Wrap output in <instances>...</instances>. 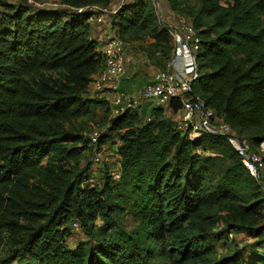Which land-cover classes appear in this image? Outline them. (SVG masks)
I'll return each instance as SVG.
<instances>
[{
  "label": "trees",
  "instance_id": "1",
  "mask_svg": "<svg viewBox=\"0 0 264 264\" xmlns=\"http://www.w3.org/2000/svg\"><path fill=\"white\" fill-rule=\"evenodd\" d=\"M59 1V8H39L0 0V247L9 250L0 264H264L256 252L214 258L213 243L229 232L264 235L262 186L226 135L191 139L177 130L166 107L180 112L178 98L147 116L131 109L113 115L108 99L90 93L105 61L92 38L95 12L78 8L117 6L111 23L126 48L151 38L150 54L165 69L171 26L153 0ZM167 1L201 38L190 94L257 151L264 141V0ZM96 106L105 118L94 144L92 128L76 121ZM107 143L119 155V179L108 163L93 171L94 150ZM93 175L99 185L89 183ZM128 204L138 228L115 232ZM215 210L227 212L216 232ZM73 225L89 236L76 247L68 243Z\"/></svg>",
  "mask_w": 264,
  "mask_h": 264
},
{
  "label": "built area",
  "instance_id": "2",
  "mask_svg": "<svg viewBox=\"0 0 264 264\" xmlns=\"http://www.w3.org/2000/svg\"><path fill=\"white\" fill-rule=\"evenodd\" d=\"M87 9L95 12L90 18V23L96 26L92 38L98 42L105 61L104 69L94 76L90 84L91 94L108 99L113 115L122 114L127 109L143 110L145 103L152 108L166 107L172 98L180 99L182 108L176 119L177 130L188 133L191 139L201 138L205 133L226 135L242 155L246 168L260 182L264 192V141L257 151L251 150L247 139H242L203 100L190 94L192 82L198 76L196 55L201 41L191 21L186 17H178L177 24L170 28L173 49L165 69L159 71L137 94H133L120 88V81L125 74L126 45L111 23V17L118 11L117 6H89L78 8V11ZM103 131L104 129L93 128L88 136L95 144ZM94 151L93 166H98L103 162V149L99 151L95 148ZM115 155L118 161L119 155ZM116 166H111L110 171L114 179H119L120 167L118 163ZM89 183L96 186L99 185V180L93 175Z\"/></svg>",
  "mask_w": 264,
  "mask_h": 264
},
{
  "label": "rangeland",
  "instance_id": "3",
  "mask_svg": "<svg viewBox=\"0 0 264 264\" xmlns=\"http://www.w3.org/2000/svg\"><path fill=\"white\" fill-rule=\"evenodd\" d=\"M3 1L17 3L22 0ZM27 3L33 4L35 7L39 8H59L61 6L59 0H27ZM153 5L156 14L160 19L171 24L172 22H175L172 25L177 24L178 17L175 18L176 15L174 16L173 13L170 12V7L167 0H153ZM151 41V38H147V40L142 43L132 42L126 48L125 73L127 72V67L129 65V68H131L129 71V75H134L136 78H138L137 81H135L136 86L132 89V93L134 92L133 94H137V91L141 90L148 82H151L154 79L155 75L162 70L161 68H159L154 72L153 69L155 68H151L152 66L146 61V58H150L151 62H153V65L155 64L156 67H159L160 65L158 60L154 56L155 54H150L152 48L149 46V44ZM146 105L147 103H145L144 106ZM142 109H144V107H142ZM151 109L152 106L150 105L147 113L146 111L145 113L143 111V116H147ZM104 118L105 117L103 109L96 106L92 107V112L89 116L76 121V125L79 127H91L92 129H100V125H102V121L104 120ZM143 118L145 119L146 117ZM115 153V149L111 146L110 143L104 145L102 153L103 165L93 166V171L101 172L102 167L107 163L111 164L110 167L112 166L114 168L117 165V157ZM131 204L126 205L124 211H122L117 217V220L114 224L116 226L114 229L115 232L131 233L138 228L139 221L138 218L130 211ZM222 215H227V212L215 210L216 220L218 219V222L213 225V231L215 232L222 228H225L227 225V222H225V220L221 218ZM262 216L263 219H261V225L264 226V212ZM88 239L89 236L85 233L84 229H82L78 225H73V233L68 239V243L71 247H76L79 243L86 242ZM258 240H263V243L259 250H256ZM213 244L215 247L214 258L219 261L222 260V258H224L225 256H230L238 251H241L243 254L249 257L253 256L255 254L254 252L261 256H264V235L262 237H259L255 234L254 229L243 230L240 232L233 231L232 233L229 232L228 237L225 238V240H222L221 242H214ZM8 252V247H6L5 245L1 246L0 260H3V258L7 256Z\"/></svg>",
  "mask_w": 264,
  "mask_h": 264
},
{
  "label": "crops",
  "instance_id": "4",
  "mask_svg": "<svg viewBox=\"0 0 264 264\" xmlns=\"http://www.w3.org/2000/svg\"><path fill=\"white\" fill-rule=\"evenodd\" d=\"M170 12L171 13H173L172 11H171V9H170ZM173 15L175 16V14L173 13ZM177 16H175V18H176ZM167 23V22H166ZM175 22H172V24H174ZM167 24H169L170 26H174V25H172L171 23H167ZM96 28V26H95V24H92V29H93V31H94V29ZM95 32V31H94ZM156 59H157V57H155ZM153 60H154V58H153ZM158 60V59H157ZM146 61L148 62V64H150L152 67L151 68H155V69H153L154 70V72L156 71V70H158L159 68H161L162 69V66L161 65H159V67H156L155 66V64L153 65V62H151V59L150 58H146ZM130 69L131 68H129V65H128V67H127V72L124 74V76L122 77V79H121V81H120V88L122 89V90H125V91H127V92H129V93H132V89L136 86V82L135 81H137V79L138 78H136L134 75H129V71H130ZM139 82V81H138ZM144 82V81H143ZM140 91V90H139ZM139 91H137V92H139ZM134 93V92H133ZM149 104H147L146 106H144V109H143V111H144V113H145V111H146V113L148 112V110H149ZM150 113V112H149ZM166 114L167 115H169V116H173L175 119H178L179 118V116H180V114H181V112H178V113H173L172 112V110L169 108V107H166Z\"/></svg>",
  "mask_w": 264,
  "mask_h": 264
},
{
  "label": "water",
  "instance_id": "5",
  "mask_svg": "<svg viewBox=\"0 0 264 264\" xmlns=\"http://www.w3.org/2000/svg\"><path fill=\"white\" fill-rule=\"evenodd\" d=\"M198 70V69H197ZM195 80H193L192 84L194 83ZM218 135H221V134H218Z\"/></svg>",
  "mask_w": 264,
  "mask_h": 264
}]
</instances>
